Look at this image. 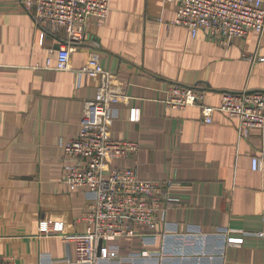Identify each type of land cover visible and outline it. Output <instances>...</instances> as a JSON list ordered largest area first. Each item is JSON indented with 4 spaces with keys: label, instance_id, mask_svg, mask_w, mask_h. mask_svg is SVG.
I'll return each mask as SVG.
<instances>
[{
    "label": "crops",
    "instance_id": "crops-1",
    "mask_svg": "<svg viewBox=\"0 0 264 264\" xmlns=\"http://www.w3.org/2000/svg\"><path fill=\"white\" fill-rule=\"evenodd\" d=\"M29 1L0 0V264L75 259L74 246L40 237L38 226L47 219L63 221L67 233L86 230L80 220L89 203L86 191L72 192L63 181L64 166L77 160L59 143L79 136L85 103L97 95L99 79L77 74L94 42L125 96L113 138L140 146L137 155L113 166L134 169L143 180L172 181L183 198L168 214L170 224L178 225L168 252L183 244L189 254L199 250L203 238L190 235L196 228L212 235L209 252L222 245L218 232L228 229L244 244L201 264H264V241L247 234L262 228L264 128L242 133L238 121L222 112L215 111L208 124L199 106L178 110L165 104L172 85L198 89L213 108L226 92H264V31L224 47L203 31L194 38L173 24L178 0H112L107 20L90 18L84 40L71 43L63 28L38 24ZM64 46L70 48V69L54 70ZM255 157L258 171L252 169ZM129 251L123 247L121 254Z\"/></svg>",
    "mask_w": 264,
    "mask_h": 264
},
{
    "label": "built area",
    "instance_id": "built-area-1",
    "mask_svg": "<svg viewBox=\"0 0 264 264\" xmlns=\"http://www.w3.org/2000/svg\"><path fill=\"white\" fill-rule=\"evenodd\" d=\"M112 0H33L26 3L34 8L38 24L54 29L63 28L70 42L85 38V27L90 18L104 23L111 10ZM179 8L173 24L185 27L192 37L200 31L207 33L224 47L233 39L245 38L252 33L264 31V3L262 0H179ZM45 34L41 36L44 44ZM89 60L77 74L98 78L100 85L93 100L85 103L80 121V133L76 139L61 140L59 145L76 164L64 166L63 181L72 192L86 191L88 206L80 220L86 230L67 233L63 221L42 219L39 236L59 237L68 246H74L75 259L67 264H182L192 257L201 264V259L214 261L224 257L227 247H241L244 239L232 237L228 229H221L222 245H215L208 252L212 235L200 228L190 233L203 238L200 249L189 254L185 244L168 252L169 241L178 235V225L170 224L168 214L172 206L182 202L181 195L174 192L172 181L141 179L134 169L117 168L114 163L126 160L139 152V144L113 138L112 127L118 119V105L125 98L118 87L116 74L104 69L101 63V48L93 43ZM70 48L64 46L52 68L57 71L70 69ZM264 61V59H260ZM168 108L184 110L191 106L202 109L206 123L212 122L215 111L237 120L242 133L264 128V92H226L217 108L204 104V93L193 87L172 85L165 100ZM139 119L133 109L130 120ZM260 159H252V169H260ZM193 230V229H192ZM254 235L264 241V215L262 228ZM160 242L154 251L147 250ZM144 250L135 251V245ZM123 247L130 251L122 255ZM195 251V250H194ZM191 255V256H189ZM4 264H14L8 261Z\"/></svg>",
    "mask_w": 264,
    "mask_h": 264
},
{
    "label": "rangeland",
    "instance_id": "rangeland-1",
    "mask_svg": "<svg viewBox=\"0 0 264 264\" xmlns=\"http://www.w3.org/2000/svg\"><path fill=\"white\" fill-rule=\"evenodd\" d=\"M178 3H180L179 0H178Z\"/></svg>",
    "mask_w": 264,
    "mask_h": 264
},
{
    "label": "water",
    "instance_id": "water-1",
    "mask_svg": "<svg viewBox=\"0 0 264 264\" xmlns=\"http://www.w3.org/2000/svg\"><path fill=\"white\" fill-rule=\"evenodd\" d=\"M57 49H59V47H57Z\"/></svg>",
    "mask_w": 264,
    "mask_h": 264
}]
</instances>
